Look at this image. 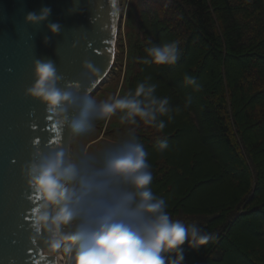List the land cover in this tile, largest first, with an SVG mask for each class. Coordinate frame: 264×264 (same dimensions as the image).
I'll return each mask as SVG.
<instances>
[{
	"label": "trees",
	"instance_id": "1",
	"mask_svg": "<svg viewBox=\"0 0 264 264\" xmlns=\"http://www.w3.org/2000/svg\"><path fill=\"white\" fill-rule=\"evenodd\" d=\"M128 2L119 96L152 80L156 95L169 99L173 121L161 117L166 126L158 131L118 119L119 131L144 145L150 187L171 218L211 236L199 248L184 245L182 264H264V0ZM171 41L182 52L176 64L142 63L148 47ZM185 130L196 145L176 165L170 154L184 147ZM163 140L168 147L160 151ZM203 191L207 198L196 199Z\"/></svg>",
	"mask_w": 264,
	"mask_h": 264
},
{
	"label": "clouds",
	"instance_id": "2",
	"mask_svg": "<svg viewBox=\"0 0 264 264\" xmlns=\"http://www.w3.org/2000/svg\"><path fill=\"white\" fill-rule=\"evenodd\" d=\"M50 12L43 7L38 13H28L25 23L41 24ZM48 31L55 36L60 26L50 23ZM181 54L178 41L153 44L142 63L174 65ZM81 70L90 87L98 75L96 69L84 61ZM32 76L26 94L45 106L58 127L76 134L86 133L97 121L110 120L117 113L122 124H143L158 131L166 126L161 117L172 119L170 101L155 94V84L141 82L134 93L98 101L89 87L81 94L78 80L60 87L63 76L51 61L36 60ZM184 80L200 90L191 75L185 73ZM157 147L167 149V140ZM147 155L135 135L102 159L89 153L71 159L62 146L35 151L26 176L38 198L34 229L37 234H48V252L62 249L57 260L63 264H182L184 245L199 248L206 244L210 234L195 224L173 220L165 200L154 195Z\"/></svg>",
	"mask_w": 264,
	"mask_h": 264
},
{
	"label": "water",
	"instance_id": "3",
	"mask_svg": "<svg viewBox=\"0 0 264 264\" xmlns=\"http://www.w3.org/2000/svg\"><path fill=\"white\" fill-rule=\"evenodd\" d=\"M43 7L51 9L47 20L25 23ZM119 20V0H0V264H59L45 253L48 234L35 232L38 200L26 168L37 150L62 146L70 158L73 132L26 94L33 63L53 62L63 76L59 86L78 80L83 94L89 86L81 65L89 62L98 73L91 94L113 67ZM50 23L60 26L55 36Z\"/></svg>",
	"mask_w": 264,
	"mask_h": 264
},
{
	"label": "rangeland",
	"instance_id": "4",
	"mask_svg": "<svg viewBox=\"0 0 264 264\" xmlns=\"http://www.w3.org/2000/svg\"><path fill=\"white\" fill-rule=\"evenodd\" d=\"M128 1L129 0H119L120 20L117 44L119 43V37L121 36V45L124 48V52H121V47L116 46L115 60L112 69L110 70L108 76L105 78V81L101 85H99L93 93H91V95L94 96L98 101L106 100L109 98H119L120 92H123L121 87L125 75L126 62V40L124 35V23L126 21V10L129 3ZM149 81L152 82V80ZM149 81L147 83H150ZM141 82L144 81L142 80ZM119 116L120 113H117L110 120L97 121L95 126L89 129L84 134L73 133L70 145V158L78 160L84 153H89L95 155L98 159H102L104 156L109 154L110 149L127 140V137L123 136L119 131ZM170 121L172 122L173 118ZM189 135L190 134L187 130L183 132L182 144L184 145V147L181 148L179 153L174 155L170 154L172 163L180 165L182 161L187 160L189 154L194 149L196 145L195 141H193V139H191ZM208 148L212 150L214 149V147ZM204 179L200 178V181H203ZM207 195V191H203L200 195L195 196V198L205 200V197L207 198ZM59 264H63V261H59Z\"/></svg>",
	"mask_w": 264,
	"mask_h": 264
},
{
	"label": "built area",
	"instance_id": "5",
	"mask_svg": "<svg viewBox=\"0 0 264 264\" xmlns=\"http://www.w3.org/2000/svg\"><path fill=\"white\" fill-rule=\"evenodd\" d=\"M61 250V249H60ZM60 250H59V252H60ZM59 252L58 253H51V254H53V255H58L59 254ZM49 253V252H48ZM50 254V253H49Z\"/></svg>",
	"mask_w": 264,
	"mask_h": 264
},
{
	"label": "snow or ice",
	"instance_id": "6",
	"mask_svg": "<svg viewBox=\"0 0 264 264\" xmlns=\"http://www.w3.org/2000/svg\"><path fill=\"white\" fill-rule=\"evenodd\" d=\"M36 199H38V198H36Z\"/></svg>",
	"mask_w": 264,
	"mask_h": 264
}]
</instances>
